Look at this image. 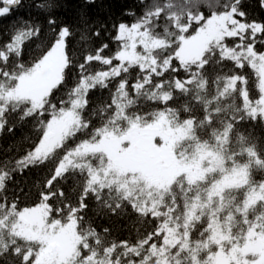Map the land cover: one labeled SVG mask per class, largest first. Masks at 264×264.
I'll list each match as a JSON object with an SVG mask.
<instances>
[{"label": "snow or ice", "instance_id": "snow-or-ice-1", "mask_svg": "<svg viewBox=\"0 0 264 264\" xmlns=\"http://www.w3.org/2000/svg\"><path fill=\"white\" fill-rule=\"evenodd\" d=\"M20 4L21 0H0V17L10 15L13 7ZM240 4L241 0H231L228 9L234 19L227 28L229 32L235 28V33L213 36L212 13L206 17L199 12H180L172 0H154L137 22L131 26L118 25L115 39L124 42L123 50L106 57L103 52L107 45H102L95 54L86 56L89 63L95 61L109 67L86 75L87 84L81 82L77 92L81 89L88 92L97 85L106 88V81L110 78H121L111 102L101 109L108 114L89 139L67 150L56 162L37 207L17 210L15 202L9 203L0 195V258L11 256L16 264H40V249L32 247L36 242L31 234L41 226H50L55 232L66 226L70 228L81 219L78 213L87 207L84 201L89 194L102 200L101 194L107 189L110 195L115 193L112 202L105 205L110 211L115 213L127 203L139 215L154 220L156 226L134 243L114 242L106 247L101 245L96 231L88 228L79 233L77 241L82 253L74 247L69 257L74 264L77 257L78 264H122V258L123 264H246L238 248L249 235L264 237V181L257 182L252 178L253 168L264 170V156L242 133L235 134L238 147L233 149L232 144L239 121L246 117L264 121V52H258L255 47L258 36L261 37L259 42L264 44V22H247L248 27L241 35L239 23L246 21L247 14L240 11ZM261 7L264 8V0H261ZM48 23L55 25L56 21L49 18ZM160 23L163 27L157 32ZM194 23L198 30L194 35H186ZM23 35H32V32L17 35L16 41L19 42ZM69 35V28L62 27L50 50L37 64L46 61L56 48L65 49ZM229 38L236 39L238 43L230 47L226 43ZM245 38L247 44L244 43ZM138 44L142 51H137ZM13 52L18 55V47L8 44L6 51H0V59L6 63ZM114 60L118 62L115 65ZM173 60L178 61V66L173 65ZM224 60L233 61L237 68H243L247 62L256 70L259 76L258 99L249 98L247 79L238 74L215 77L212 95H206L209 80L205 69ZM134 66L140 70L138 79L131 85L137 97L144 95L155 101L156 95L161 94L163 99L159 102L168 104L177 99L175 93L178 91L183 96L191 94V100L199 102L204 111L203 118L199 120L191 116L181 120L180 110L169 107V115L182 133L176 141L180 144L176 152L177 162L182 168L177 176L183 177L179 183L176 177L160 185L153 184L147 177L125 183L108 179L111 172L123 175L114 168L110 150L104 147L110 127L122 118L121 114L125 119L140 118L139 113L126 112V108L134 106L136 99L129 95V82L122 74L129 73ZM84 68V64L79 65L80 72ZM180 72L185 76L180 77ZM11 75L0 72L2 77ZM234 94L242 98V107L226 103L229 98L234 99ZM68 95L73 97V90ZM3 103L0 100V105ZM59 103L62 106L58 108L57 103L48 99L46 107L23 114L25 117L48 114L50 118L46 122L40 121L43 127L41 138L31 151L12 165L14 170L49 161L58 149L64 148L69 138L89 127L79 114L83 105L78 106L74 98L70 101V108L64 100ZM181 108L185 113L192 111L188 103ZM10 111L15 109L9 107L0 111V130L5 127V116ZM154 116L155 113L144 114L145 119ZM204 129H210L208 138L199 134V130ZM243 156L247 160L241 163L238 157ZM8 167H0V193L4 192L6 181L10 179L9 171L5 170ZM70 169L85 176L75 206L66 202L65 193L55 186ZM154 187L156 191H153ZM53 198L63 205L56 207L55 212L66 211L67 222L58 218L49 220V214L53 212L49 201ZM90 238L94 239L95 247L87 243ZM117 249H120L119 253ZM248 259L256 261L258 257L252 255Z\"/></svg>", "mask_w": 264, "mask_h": 264}, {"label": "trees", "instance_id": "trees-1", "mask_svg": "<svg viewBox=\"0 0 264 264\" xmlns=\"http://www.w3.org/2000/svg\"><path fill=\"white\" fill-rule=\"evenodd\" d=\"M153 2L154 0H21V4L12 9L10 15L0 17V51H6L8 44L18 47L19 50L18 55L15 52L10 53L6 63L0 59V72L12 73L8 77L0 76V100L4 101L0 105V111L9 107L15 109V111L6 114L5 127L0 130V167L8 165L9 167L5 170L10 173V179L6 181L5 190L0 195L4 196L9 203L15 202L17 210H23L25 207H37L40 203L41 193L45 190L46 181L51 177L56 162L67 150H71L73 146L89 139L95 128L104 123V117L108 113L101 112V109L111 102L121 78H110L106 81V88L97 85L95 89H90L88 92L83 89L77 92L76 89L81 88V82L87 84L86 75L108 70L109 67L95 61L89 63L86 56L95 54L102 45H107L103 55L113 56L122 47V42L115 39L118 25L124 23L131 26L148 11ZM160 2H165V0H160ZM172 3L177 11L199 12L206 17H210L211 13L212 16L223 14L231 6V0H172ZM240 11L247 14L246 22H264V8L261 7V0H241ZM49 18L55 19V25L48 23ZM64 26H67L70 31L69 37L66 38V65L63 67L60 81L52 88L39 108L46 107L48 99L57 103L58 108L62 106L59 102L64 100L67 107L70 108V101L74 98L78 106L83 105L79 114L81 119L89 124V127L69 138L65 142L64 148L58 149L49 161L30 165L23 170H14L12 165L31 151L33 145L41 138L43 127L40 121L46 122L50 117L48 114L41 117H25L23 114L26 111H35L37 108L29 107L31 103L28 98L13 99L9 97V94L16 90L18 82L22 78L37 68L39 65L37 62L50 50L57 33ZM162 27L163 24L160 23L156 31L159 32ZM197 27L198 25L194 23L186 35L194 33ZM29 31L32 32V35H23L19 42L16 41L17 35ZM260 39L261 37L258 36L255 47L258 52H263L264 44L259 42ZM226 43L231 47L238 41L229 38ZM244 43H248L246 38ZM117 63V61H113L114 65ZM80 64L85 66L83 72L79 71ZM173 65L178 66V61L173 60ZM139 74V68L134 66L129 69V73L122 75L128 79L129 95L136 99L134 106L126 108V112L139 113L140 118L137 120H132L130 117L125 119L121 114L122 118L110 127L108 138H124L132 130L164 127L175 137L172 138V142L174 155L177 158L176 152L180 144L176 141L181 138L177 135L180 130L169 115V107L180 110L181 120L189 116L199 120L203 118L204 111L199 102L191 100V94L183 96L178 91L175 93L177 99L168 104L159 102L163 99L161 94L156 95L155 101L147 99L144 95L137 97L131 85L138 79ZM205 74L209 80L207 96L212 95L214 87L212 81L215 77L238 74L247 79L246 87L249 98L251 100L259 98V76L247 62L243 68H237L235 63L229 60L218 64L212 63L205 69ZM179 76L184 77L185 73L180 72ZM72 90L73 97H70L68 94ZM185 103H188L192 109L190 113L182 111L181 106ZM226 103L242 107L243 102L240 96L234 94V99L229 98ZM110 112L111 109H109ZM151 113H155V116L150 119L144 118V114ZM209 131L210 129L199 130V134L208 138ZM237 132L242 133L250 144L255 145L257 152L264 156V121L259 118L252 120L247 117L239 121L233 133V149L238 147L235 141ZM238 160L243 163L246 162L247 157H238ZM130 177L128 174L116 175L111 172L108 179L125 183L130 181ZM252 178L257 182L264 181V170L253 168ZM182 179L183 177L177 176L176 182L179 183ZM84 183L85 176L78 170L70 169L55 186L65 193L66 202L75 206ZM156 190L155 188L153 191ZM101 196L102 200H97L92 194H89L85 199L84 203L87 207L78 213L81 219L76 223L78 235L88 228H92L100 236L101 245L106 247L114 242L134 243L145 232L151 231L156 226L154 220L139 215L127 203H124L115 213L110 211L105 205L112 202L115 197L114 192L110 195L105 189ZM49 204L53 208V212L49 214V220L58 218L62 222H67L66 211L55 212L56 207H63V205L55 198L51 199ZM251 218L253 217L250 216ZM105 229H107L106 232ZM196 235L197 233L194 232L193 236L196 237ZM255 237L249 235L240 247H247L259 235L257 234ZM87 243L96 246L92 238ZM37 246L39 247L38 243L32 245L33 248ZM79 250L82 253L83 250L80 248ZM214 250L217 249L214 248ZM119 251L120 249H117V253ZM201 256H204V253H201ZM0 264H16V261L14 257L7 256L0 258Z\"/></svg>", "mask_w": 264, "mask_h": 264}, {"label": "rangeland", "instance_id": "rangeland-1", "mask_svg": "<svg viewBox=\"0 0 264 264\" xmlns=\"http://www.w3.org/2000/svg\"><path fill=\"white\" fill-rule=\"evenodd\" d=\"M233 19L231 11L212 16L210 23L215 31L211 34L213 36L234 34L235 28L232 29V32H229L227 28L228 25H232ZM239 27L242 35L248 24L246 21H241ZM196 30H198V27ZM194 34L195 32L191 35ZM121 42L122 47L120 50H123L124 42ZM137 51H142V46L139 44L137 45ZM250 52L251 47L249 46ZM65 64V49L58 47L46 61H42L32 73L18 82L16 90L11 92L9 97L13 99L28 98L32 109L39 108L45 97L60 81ZM174 135L176 136V134ZM177 135L181 137V130ZM173 137V133H170L164 127H151L145 130H132L124 138L109 137L104 147L110 150L114 167L121 173L130 175V181L147 177L153 184L160 185L166 184L182 171L174 155ZM31 235L33 240L39 244L40 254L38 259L40 264H74L69 257L74 247L79 250L77 242L79 235L76 224H73L70 228L66 226L59 232H55L50 226H41ZM238 252L240 257L242 256L241 258L246 261V264H261L264 261V237H257L247 247H239ZM251 255L257 256L258 259L256 261L248 259V256ZM77 261L78 257L76 258Z\"/></svg>", "mask_w": 264, "mask_h": 264}, {"label": "water", "instance_id": "water-1", "mask_svg": "<svg viewBox=\"0 0 264 264\" xmlns=\"http://www.w3.org/2000/svg\"><path fill=\"white\" fill-rule=\"evenodd\" d=\"M16 7H17V6H16ZM16 7H13V9L16 8Z\"/></svg>", "mask_w": 264, "mask_h": 264}]
</instances>
